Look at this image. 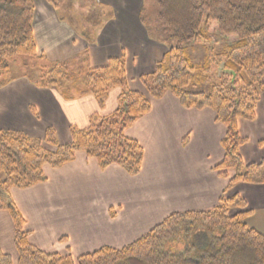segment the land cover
Returning a JSON list of instances; mask_svg holds the SVG:
<instances>
[{
  "label": "crops",
  "instance_id": "0c3cea01",
  "mask_svg": "<svg viewBox=\"0 0 264 264\" xmlns=\"http://www.w3.org/2000/svg\"><path fill=\"white\" fill-rule=\"evenodd\" d=\"M67 2L55 8L47 0H35L39 52L51 63L87 52L93 68L124 58L127 88L143 93L152 104L126 130L142 145L144 161L135 175L115 164L103 169L84 151L62 166L44 165L45 182L11 190L30 242L45 252L74 257L104 246L121 248L172 213L208 211L235 195L251 211L247 225L264 234V183L229 186V179L214 169L224 159L221 142L227 132L215 111L186 108L169 91L153 98L142 81L169 49L151 34L143 15L146 0H93L90 9L97 8L101 19L94 28L76 23ZM120 92L119 87L111 89L102 102L91 93L66 98L57 88L41 86L21 73L0 87V130L44 140L52 128L59 143H69L71 128L87 127L93 114L112 113ZM238 131L248 139L239 148L244 162L264 161V92L256 118L240 119ZM0 251L18 263L14 221L1 202Z\"/></svg>",
  "mask_w": 264,
  "mask_h": 264
},
{
  "label": "trees",
  "instance_id": "16d2710c",
  "mask_svg": "<svg viewBox=\"0 0 264 264\" xmlns=\"http://www.w3.org/2000/svg\"><path fill=\"white\" fill-rule=\"evenodd\" d=\"M47 1L57 8L66 0ZM34 17L35 0H0V87L15 78L11 62L21 55L44 60L49 66L44 65L47 70L37 82L57 88L66 98L91 93L102 102L111 89L119 87L121 92L112 113L93 114L85 128L73 126L69 143L0 130V202L14 221L17 264H234L243 254L249 255V264H264V234L247 225L251 211L238 195L220 199L208 211L172 213L121 248L104 246L74 257L45 252L30 242L12 188L45 182L44 165L62 166L74 160L77 151L95 158L103 169L115 164L138 174L144 149L126 130L152 108L146 95L127 88L123 57L96 68L90 66L87 52L65 61H47L38 50ZM159 20L171 44H176L141 77L150 96L158 98L169 91L186 108L213 109L216 120L227 128L221 142L225 156L214 169L229 179V186L264 183V161L244 162L239 148L248 139L238 131L240 119L256 118L264 92V0H159ZM213 36L223 40L220 48L217 42L212 45ZM190 44L206 46L203 62L190 58ZM215 64L222 65L217 80L211 78ZM83 71L81 78L75 76ZM35 74L27 77L34 80ZM48 131L52 135L54 130ZM232 208L238 212L231 214ZM0 264H13L11 255L0 251Z\"/></svg>",
  "mask_w": 264,
  "mask_h": 264
},
{
  "label": "rangeland",
  "instance_id": "374dc122",
  "mask_svg": "<svg viewBox=\"0 0 264 264\" xmlns=\"http://www.w3.org/2000/svg\"><path fill=\"white\" fill-rule=\"evenodd\" d=\"M66 1H68L67 4L70 6V7L67 6V8L71 9V12L74 16L76 23H78L79 25L82 24L85 27H92V28L100 24L98 22L99 20H97L99 18L96 14L98 9L97 8L95 9L93 8L92 10L90 9V6L92 8L93 7L92 4L94 5V3L91 4L93 0H66ZM143 15L147 19L148 26L150 28V31L153 37H156L159 40L163 41L164 43L168 45V47H171L172 45L176 44V42L174 41H172L173 44H171V41L165 31V28L160 23L159 0H146ZM222 41L223 40L220 37L213 36V40L211 43L213 45V43L217 42L215 46L220 48L223 43ZM187 48H188L187 49L188 55L195 63L203 62L206 56V46H204L203 44H190L188 45ZM26 61H29V63ZM45 63L46 62L44 60H39V58H32L29 56H21V55L17 56L15 60L11 62L12 74L14 75V77L21 73H23L26 76L33 77L35 72H37V74H35L37 80L35 78L34 80L38 81L39 80L38 78L41 76V73L45 74L47 70V68L44 66V65H47ZM40 66L43 67L42 68L43 70L40 69ZM213 68H214V71H213V74H211V78L217 80V78L219 77L221 73L222 65L215 64ZM83 75H84V71L81 73H76L75 76H78V78H81ZM52 132H53L52 135H50V131L47 130L44 139L50 140L53 138L59 143L60 139L58 135L56 134V131H52ZM50 136H52V138H50ZM54 148L55 147H53V149ZM199 244L200 246H202L200 239H199ZM249 262H250L249 255L243 254L236 258V260L234 261V264H249Z\"/></svg>",
  "mask_w": 264,
  "mask_h": 264
}]
</instances>
